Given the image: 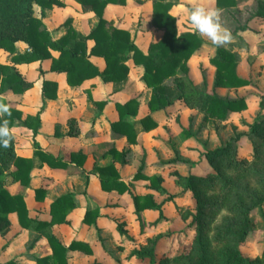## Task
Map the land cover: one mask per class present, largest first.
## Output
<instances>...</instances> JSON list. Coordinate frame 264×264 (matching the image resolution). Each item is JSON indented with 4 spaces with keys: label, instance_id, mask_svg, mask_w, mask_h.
<instances>
[{
    "label": "rangeland",
    "instance_id": "obj_1",
    "mask_svg": "<svg viewBox=\"0 0 264 264\" xmlns=\"http://www.w3.org/2000/svg\"><path fill=\"white\" fill-rule=\"evenodd\" d=\"M125 1L127 2L123 5L117 4L109 8L107 17L113 23L129 29L134 42L145 51L149 43L160 37V30L155 28L150 17L153 0ZM170 1L173 4L171 12L175 17L178 32L193 31L202 40L200 47L187 60L189 78L198 89L210 94L217 93L229 99L242 98L245 106L240 111L229 112L224 120L206 121L195 107L176 102L168 109L153 114L156 127L146 131L139 123V119L148 112L146 107L150 91L141 81V72L138 69L132 68L130 75L119 83L99 82L98 87L94 86L91 89L90 97L92 95L94 99L106 100L108 102L106 107L92 105L90 100L85 99L83 90L79 93L73 91L74 95L82 97L77 102L79 105L77 113L83 117V121L78 123L81 129H78L88 131L86 136L90 137L96 151L82 172L86 178L84 175L80 178L78 175L70 178L69 191L76 193L78 205L69 215V222L54 229V232L67 243L78 239L86 242L91 248L90 254L71 252L69 264H159L161 259L189 254L197 235L196 223L192 221L195 201L189 191L177 185L173 173L207 176L213 171V167L208 162L206 153L228 143L232 145L228 157L230 163L224 165L227 168L222 165L218 167L220 172L222 170L225 173L222 176L239 189L222 186L219 180L202 188V199L210 201L216 199L221 203L217 211H212L213 208L210 207L205 210L207 216L203 223L204 236L209 240L211 261L218 260L219 253L230 246L229 240L220 231L230 223L240 224L241 217H245L247 225L244 237L237 242L240 254L246 258L259 259L264 252V20H251L258 0H234V5L224 7L225 11L235 15L241 25L249 27L245 31L231 35V41L226 44L236 56L237 75L248 82L237 89L214 88L215 68L209 59L214 54L215 45L207 37L200 36L190 21L192 8L198 6L215 8L216 0ZM65 5H56L46 18L40 17V11L35 7V15L47 26L51 37H57L62 33L64 29L60 26L67 17L73 16L71 25L79 30H87L94 25V17L90 12L86 13L87 9L80 12L78 8H74L77 6L73 1ZM220 12L223 27L230 31L235 24L225 21L222 11ZM85 16L89 17L88 21ZM8 56L0 51V62L8 61ZM35 71L37 72V69L33 71L29 68L27 75L32 76ZM179 75L180 73L175 74L167 83L171 84ZM29 97L31 100L27 101L33 104L29 105V111L43 108L34 107L40 101L32 99L33 95ZM131 98L136 99V113L126 119L134 126L137 135L136 144L133 145L127 143L124 137L112 133L110 127L112 124L110 121L113 119L115 121L118 117L112 110L113 102H123ZM4 101L9 106H19L20 109L25 105L21 102L20 96L4 97ZM91 119L96 120L94 128L89 126ZM260 123L262 128L255 131L254 128ZM64 129L63 134L66 132V128ZM14 134L18 140L21 139L18 136H21V133L16 131ZM47 136L49 133L45 131L39 140L46 143ZM25 142L29 145V138L25 139ZM112 146L126 152V163L124 165L115 163L123 181H129L141 166L143 174L160 177L159 183L167 193L149 190L153 200L159 204L167 197H173L161 205L162 217H159L157 209L144 210L138 216L132 210L130 196L133 193L142 194L148 191L146 187L150 185L149 180L132 179L135 183L130 185V192L122 195L100 189L93 161L99 165L103 164L100 155ZM63 147L72 148L70 144H64ZM240 161L249 166L246 171L239 172L236 169ZM71 169L77 171L76 167ZM88 207L99 208L101 218L97 220V228L86 227L81 222L84 210ZM117 224L122 225L123 234L116 229ZM35 237L36 235L32 236L25 232L21 238L23 248L19 244L10 245L6 240L2 246L3 256L0 264L14 258L17 261L23 259L33 263L28 255L26 257L22 255L31 251L30 245ZM157 238L154 262L130 255L131 251L148 245L147 240ZM35 250L36 255H43L46 252V245H38ZM187 260L185 258L180 264L192 263L196 257L193 255L188 262Z\"/></svg>",
    "mask_w": 264,
    "mask_h": 264
},
{
    "label": "trees",
    "instance_id": "obj_2",
    "mask_svg": "<svg viewBox=\"0 0 264 264\" xmlns=\"http://www.w3.org/2000/svg\"><path fill=\"white\" fill-rule=\"evenodd\" d=\"M76 1L83 6H88L90 11L98 17L96 24L87 35H82L72 27V19L67 18L62 24L64 34L57 39H53L42 24L41 19L34 15L33 7L36 5L41 10L50 9L54 5H62L59 0H0V49L13 54L17 42L24 43L28 48L27 51L21 54H13L10 57L12 64L0 63V102L5 103L4 97L7 94H22L33 85L32 82L26 81L17 70L15 67L17 63L50 60L51 71L63 73L68 85L79 86L86 80L97 76L105 83L124 80L129 70L126 62L130 58L133 65L141 68L140 78L151 91L147 101V109L151 113L166 110L176 102H180L195 107L204 116V120L213 121L224 120L229 112L240 111L245 106L242 98L229 99L221 97L217 93H207L198 89L197 85L189 78L187 60L200 47L202 40L193 31L178 32L175 17L170 13L173 5L170 0H153L152 24L162 30V35L158 41L149 44L146 53L133 43L127 30L113 25V23L105 20L102 16L107 4L123 5L125 0ZM229 5H234V0H216L215 8L222 11L225 21L235 24L234 28L230 30L231 35L238 31L247 30L249 27L241 25L233 13L225 11L224 7ZM253 19L264 20V0L257 1L256 9L251 15V20ZM88 41H92L90 47H88ZM51 51H55L57 56L54 57ZM90 57L101 58L103 68L99 69L93 64L89 60ZM209 62L215 68L213 82L215 89L224 87L237 89L248 84L245 79L237 75L236 56L226 45L223 47L215 46L214 54L209 59ZM177 73H180V75L171 84L167 83ZM56 91V82L43 81L42 94L44 97L55 98ZM95 104L102 108L106 104V100L95 102ZM114 105L118 112V119L111 124L112 130L117 134L123 135L127 143L136 144L137 135L134 127L126 119V117L135 115L136 99L131 98L124 103L115 102ZM9 111L10 115L0 116V119L9 122V130L13 119H23L24 124L32 130L33 136L38 133V115H26L23 117L22 112L12 106H9ZM139 123L147 131L156 127V122L149 114L141 117ZM261 128L262 125L260 123L254 129L259 131ZM69 134L73 135L75 131L70 129ZM186 135L189 134L186 133ZM34 144L36 148L33 156L41 164L46 163L51 167H55L63 162L62 159L53 157L42 149L36 141ZM231 147V143H228L206 153V158L213 167V171L207 176L173 173L177 185L183 190L189 191L195 201L192 221L196 223L197 235L189 254L164 258L159 261V264H180L185 258L187 260L188 257L191 258L193 255L196 260L189 264H264V252L261 258L250 259L242 256L237 248V242L242 240L246 233L247 222L245 217H241L242 220L240 221L242 222L240 224L239 222L230 223L220 231L229 240L230 246L219 253L218 260L211 261L212 255L209 250V240L204 236L203 223L207 216L205 210L210 207L213 208L212 211H217L221 207V203L220 200L216 199L211 201L202 199V188L215 180L217 182L219 180L222 186H231L234 190L239 189L238 186L231 185V182L222 176L225 173L222 170L220 172L218 167L222 165V167L227 168L224 165L230 163L228 157ZM125 154V151H117L112 147L107 150L105 155H109L113 162L124 165L126 163ZM76 156L78 154H72L71 159L75 160ZM113 162L103 166L94 165L93 169L97 173L102 190L108 192L116 190L118 193H123L128 188L120 181L119 171L115 168ZM33 166L32 158L18 156L15 153V143L11 134L8 147H0V232L4 231L10 224L7 215L16 213L21 226L36 230L39 235H44L51 247L52 253L44 257L35 258L36 263L67 264L66 251L82 247L86 248V245L74 240L68 246H64L51 232V226L65 223V217L74 207L72 195H62L52 201L49 209L50 220L40 221L28 216L21 196L11 195L4 188V180L9 177L15 182L27 186ZM248 168L249 166L241 161L236 166L239 172L246 171ZM132 179L149 180L150 185L146 188L163 194L167 193V190L159 183L160 177L155 178L144 175L142 166L133 175ZM34 192L36 196L44 194L43 189H36ZM168 198L171 199L173 197H167L164 202H167ZM131 199L134 208L133 212L137 216L144 210L157 209L159 217H162L161 205L164 202L156 204L151 193L143 195L132 194ZM98 216L99 210L97 207L87 208L83 215L82 223L84 225H93L97 228L96 218ZM116 229L121 234L124 233L121 224H117ZM158 238L147 240L148 245L142 249L131 251L130 255L154 262ZM6 264L16 263L8 261Z\"/></svg>",
    "mask_w": 264,
    "mask_h": 264
},
{
    "label": "crops",
    "instance_id": "obj_3",
    "mask_svg": "<svg viewBox=\"0 0 264 264\" xmlns=\"http://www.w3.org/2000/svg\"><path fill=\"white\" fill-rule=\"evenodd\" d=\"M59 1L64 6H66L65 4H70L73 1V3H75L77 6L74 8H78V10H80V12H82V10L87 9L86 13L90 12L93 15V17H94L93 23H94V25L96 24L98 17L90 11L88 6H83V5L79 4L76 0H59ZM126 2L127 1H125V3ZM152 3H153V1H152ZM113 5H117V4H107L103 10V13H102L103 18L105 20L111 22V23H113V22L107 17V10L109 8L113 7ZM35 7H38V6L34 5V7H33L34 15H35ZM55 7H56V5L52 6V8H55ZM52 8L41 10V8L38 7V9L40 11V17L46 18L47 15H49V11H51ZM171 10H172V7L170 9V13L172 14ZM83 15H85V14H83ZM40 17H38V18H40ZM72 17H67V18H71L73 21ZM150 17H151V21H152V14ZM85 18L88 21L89 17L85 16ZM47 20H48V18H47ZM63 22H62V24H63ZM62 24L60 27H63ZM43 25H44V23H43ZM94 25L89 27L87 30H84V29L79 30V29L75 28L73 25H72V27L78 33H80L82 35H87L90 32V30L94 27ZM113 25L127 30L130 33L131 39H132L133 36H132L129 29L122 27V26H119L115 23H113ZM44 26L48 30L47 26L46 25H44ZM63 29H64V27H63ZM156 29H158V28H156ZM158 30H160V29H158ZM63 34H64V30L62 31V33H60L59 36L52 37V38L57 39L60 36H62ZM161 35H162V30H160V37H161ZM160 37L157 40H154L152 42L158 41L160 39ZM132 41L137 46V44L134 42L133 39H132ZM91 44H92V41H88V47H90ZM148 47H149V45H148ZM148 47L146 48L145 51L141 50L139 47L138 48L141 51H143L144 53H146L148 50ZM27 50H28V48L24 43L17 42L15 44L13 54H21ZM0 51L4 52L6 55H9L8 61L0 62V63L12 64L10 61V57L13 54H10V53L2 50V49H0ZM51 54L54 57L57 56V53L55 51H51ZM89 60L93 64H95L99 69L103 68V61L101 58L90 57ZM96 60L98 62H96ZM50 64H51L50 60H42V61H36V62H32V63L21 62V63L15 64V67L21 73L23 78L26 81L32 82L33 85L31 88H29L28 90H26L22 94H18V95L17 94H7L5 97L14 96V97L18 98V96H20V98L22 99L21 102L25 105L22 106V109H20L19 106H12V107L19 109L22 112L23 117L26 115H31V116L38 115L39 116V126L37 128L38 133L35 136H33L32 130L24 124L23 119H13L11 127H10V132L12 134V137H13V140L15 143V153L18 156H22V157H26V158H32L34 166L31 170L30 179H29V183L27 186H23V185L19 184L18 182H15L12 178L9 177V178H6L4 180V188L11 195L21 196L24 200L25 207H26L27 212H28V216L32 219L40 220V221H49L50 220L51 217L49 214V209H50V204L52 201H54L56 198H58L62 195H66V194L72 195L73 201H74V207L68 213V215L65 217V220H66L65 223L53 224L51 226V232L53 233V235H55L62 242V244L64 246H68L74 240L83 243V245H86V248L82 247V248H77L75 250H67L66 251L67 264H69L71 252L79 251V252H84L86 254H90L91 248L86 242L78 240V239H74V240L70 241L69 243H67L66 241L61 239V237H59L57 235V233L54 232V229L56 227H60V226H63L64 224H67L69 222V215L71 214V212H73V210L76 209V207L78 205L77 200H76V198H77L76 193L75 192L72 193L69 191V189H71V187L68 185L70 183L69 182L70 178L72 179V177L75 175H76L75 177H77V175H78L79 178H80V176H82V177H83V175L85 176V173L84 174L82 173L83 170L85 169V164L87 163L89 158H91L92 155L94 154V152L96 151V147L92 145V143L90 141V137L87 138L88 136H86L88 131H86L85 129L83 131L82 130L79 131V129H81V127L79 126L78 123H80V121H83V119H82L83 117L81 116V114L77 113V108L79 107L77 102L82 97H80L77 94L74 95L75 94L74 92L76 90L77 93H79L80 90L81 91L83 90L82 94L83 93L85 94V96H84V97H86L85 99L90 100L92 105L98 106L97 104H95V102L104 101V100L94 99L92 97V95L90 97L91 89L94 86L96 88V86L98 85L99 82L102 84H115V83H119L120 81L119 82L105 83L102 81V79L100 77L97 76V77L91 78L89 80H86L83 84H81L79 86H70L67 84L66 79H65V75L63 73L50 70ZM126 64L128 65V68H129L128 75H130L129 73H131L132 68L133 69L136 68L141 72V68L133 65L130 58L126 62ZM29 68H32L33 71L35 69H37V72L35 71L32 76L31 75L28 76L27 71L29 70ZM39 68L41 71L40 70L38 71ZM128 75H127V77H128ZM140 76H141V74H140ZM61 78H62V80H61ZM44 80H48V81H52V82L57 83V91H56L55 98L50 99V98H46L43 96V94H42V83ZM84 87H85V89H84ZM148 90L150 91V89H148ZM88 94H89V96H88ZM31 95H33L32 99L35 100V98H36L40 101L39 103H37V105H34V107L41 106V107H43V108H41L42 110L36 109V110H30L29 111V105L33 106V104H30L27 101V100H31V97H29ZM149 97H150V95H149ZM126 101L127 100H125L123 102H119V101H117V102L118 103H124ZM107 103L108 102H106V104L103 107H106L108 105ZM114 103L115 102H113V105H112L113 109L112 110H114L117 114L116 116H118V112L115 108ZM162 111H164V110L157 111L154 113H151L148 111L146 113V115L149 114L151 116V118L153 119V114L159 113ZM65 117H67L66 120H64ZM117 119H118V117H117ZM93 121L94 120L91 119V122L93 124L90 122L89 126H91V127L93 126V128H94V124L96 123V120L94 122ZM115 121L113 119L110 122L113 123ZM72 122H73V124H72ZM70 124H72V126H70ZM110 127H111V124H110ZM64 128H66L65 134H63L65 131ZM70 129H73L75 131V134H73V135L69 134ZM16 131L21 133V136L18 135L21 138L19 140H18V138H16V136L14 134V132H16ZM45 131H47L49 133V136H47V142L46 143L41 142L39 140L40 138L43 137V134ZM59 131H62V133L60 134ZM112 133H114V131ZM114 134H117V133H114ZM117 135L124 137L123 135H120V134H117ZM28 138L30 140L29 145H27V143L25 142V139H28ZM125 140H126V138H125ZM35 141L42 149H44L46 152L50 153L53 157L62 159L63 162H61L59 166H55V167H51L50 165H48L46 163L41 164L38 161V159L33 156V152L36 148V146L34 144ZM64 144H70L72 148L68 149L66 147H63ZM112 147L115 148L117 151H123V149L118 150L116 147H114V146H112ZM112 147H110V148H112ZM109 149H107V150H109ZM107 150L104 151L100 155V160H102L103 164L99 165L95 161H93V163H95L94 165L103 166V165H107V164L113 162L109 155H105L107 153ZM74 153L78 154V156H76V159H75L76 161L71 159V155ZM115 163H117V162H113L114 166H115ZM94 165H93V167H94ZM60 167H63V168H60ZM74 167H76L77 171H73L71 169ZM73 172H75V173H73ZM77 172H79V173L77 174ZM147 176H149V175H147ZM132 177L127 182L123 181L120 177V181L123 182L127 186L128 191H125L123 193H118L116 190H113L111 192L112 193L117 192L118 194H121V195L126 193V192H130L129 191L130 185L135 183V181L132 180ZM85 178H86V176H85ZM96 180H97L98 185L100 187L99 180L97 177V173H96ZM140 180H142V179H140ZM89 186H90V184H89ZM36 189H43L44 194L36 196L35 192H34ZM100 189H102V188L100 187ZM146 189H148V188H146ZM145 193H150L149 189H148V191L146 190L144 193H142V195ZM134 194L135 193H133V195ZM137 194H140V193H137ZM131 207L133 210L134 208H133L132 200H131ZM88 208L92 209L95 207H88ZM86 209L84 210V213H85ZM98 210H99V208H98ZM84 213H83V215H84ZM99 216L96 218V227H98L97 220L99 218H101L100 211H99ZM7 218L9 220L10 224L4 231L0 232V259L3 256V252H2L3 247L2 246L5 244L6 240H8V244H10V245L19 244L20 246L22 245V248H23L24 244H23L21 238L25 232L27 234H31L32 236L36 235V237L33 239L32 244L30 245L32 247L31 251L29 250L30 252H25L22 255V257L23 256L26 257L28 255V258L31 259L33 261V263L31 261H23V259H19L17 261V260H15V258L8 260V261H13L16 264H37L35 261V258L44 257V256L50 255L52 253L51 247L49 246V244L47 242V238L44 235H39V233L36 230L24 228L23 226H21V224L18 221V217H17L16 213H9L7 215ZM82 219H83V216H82ZM81 222H82V220H81ZM84 226L89 227V226H93V225H84ZM99 228L101 230L100 226H99ZM8 234H11V235H8ZM14 235H16V236H14ZM35 240H37V241H35ZM38 245H46L45 254H43V255H36L35 254V251H36L35 248ZM85 249H87V250H85ZM8 261H6V263Z\"/></svg>",
    "mask_w": 264,
    "mask_h": 264
},
{
    "label": "clouds",
    "instance_id": "obj_4",
    "mask_svg": "<svg viewBox=\"0 0 264 264\" xmlns=\"http://www.w3.org/2000/svg\"><path fill=\"white\" fill-rule=\"evenodd\" d=\"M190 21L197 33L202 37H207L216 47H223L232 39L231 32L221 23L219 9L194 7L190 10ZM4 115H10L9 106L0 102V116ZM8 123L7 120L0 119V147L2 148H7L11 140Z\"/></svg>",
    "mask_w": 264,
    "mask_h": 264
}]
</instances>
